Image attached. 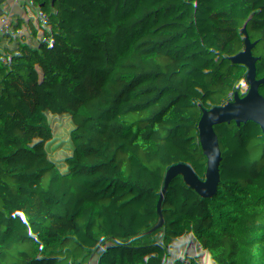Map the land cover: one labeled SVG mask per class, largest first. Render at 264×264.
I'll return each mask as SVG.
<instances>
[{
	"label": "trees",
	"instance_id": "obj_1",
	"mask_svg": "<svg viewBox=\"0 0 264 264\" xmlns=\"http://www.w3.org/2000/svg\"><path fill=\"white\" fill-rule=\"evenodd\" d=\"M160 1L143 0L127 29L115 11L95 67L80 31L49 45L51 74L40 55L23 57L17 82L0 74L13 169L0 175V264H13L9 246L30 248V264H157L161 241L204 211L189 192L203 158L216 210L230 208L219 225L233 241L247 229L251 264H264V0ZM173 262L220 264L210 253Z\"/></svg>",
	"mask_w": 264,
	"mask_h": 264
},
{
	"label": "crops",
	"instance_id": "obj_2",
	"mask_svg": "<svg viewBox=\"0 0 264 264\" xmlns=\"http://www.w3.org/2000/svg\"><path fill=\"white\" fill-rule=\"evenodd\" d=\"M112 1L0 0V74L3 73L9 57L22 55L33 42L40 41L35 34L39 20L51 21L57 18L64 23L72 24L89 13H97L106 20L107 10L112 5ZM135 6L130 12L124 11V29L133 24L132 12L145 8L143 0H135ZM40 60L44 70L51 74L50 52L43 51Z\"/></svg>",
	"mask_w": 264,
	"mask_h": 264
},
{
	"label": "water",
	"instance_id": "obj_3",
	"mask_svg": "<svg viewBox=\"0 0 264 264\" xmlns=\"http://www.w3.org/2000/svg\"><path fill=\"white\" fill-rule=\"evenodd\" d=\"M154 9L162 5L160 0H150ZM251 39L249 42L251 43ZM55 85L60 83L54 82ZM107 91L121 95L113 86H108ZM264 94V82H263ZM263 101L260 99L254 110L263 112ZM203 168V181L191 188L189 192L194 196H201L206 200L204 213L207 216L206 224L199 227L197 223L192 224L190 233L183 237L174 238L169 241H161L160 248L156 256L157 264H174L173 258L181 255L193 253L195 257L207 253L215 255L220 264H251L249 258L250 236L247 229H241L236 235L235 241L219 225V218L227 213L230 208L216 210L215 194L217 190L212 186L214 174H211L205 158L201 161ZM238 255L239 259H237Z\"/></svg>",
	"mask_w": 264,
	"mask_h": 264
},
{
	"label": "built area",
	"instance_id": "obj_4",
	"mask_svg": "<svg viewBox=\"0 0 264 264\" xmlns=\"http://www.w3.org/2000/svg\"><path fill=\"white\" fill-rule=\"evenodd\" d=\"M203 0H175L176 8L182 4L188 3L198 5ZM135 0H113L112 5L108 8V18L103 20L97 13H89L72 24L62 22L60 19H52L47 21L41 19L35 27V34L40 39L38 42H33L28 49L18 56L9 57L6 67L2 73L6 81H19L24 68L23 57L26 55H40L43 51L48 50L49 45L55 41H69L70 37L80 31L88 33V53L89 64L95 67L99 61H102L106 53V43L110 38V18L116 10L130 12L135 9ZM19 104L22 108H26L27 98L25 95L20 96ZM9 151L7 146L0 140V175L7 178H12L13 169L9 160ZM264 199V196H263ZM207 216L204 211L199 213L194 218V223L200 227L206 224ZM193 224V223H192ZM192 224L188 226L187 231L190 232Z\"/></svg>",
	"mask_w": 264,
	"mask_h": 264
},
{
	"label": "rangeland",
	"instance_id": "obj_5",
	"mask_svg": "<svg viewBox=\"0 0 264 264\" xmlns=\"http://www.w3.org/2000/svg\"><path fill=\"white\" fill-rule=\"evenodd\" d=\"M238 44L244 50L247 61L253 66L257 67L258 55L255 53V51L246 42L245 43L239 42ZM26 110H27V107L23 109V112L25 113ZM239 160L240 159H233L232 160L233 165H237ZM237 198H238V195L234 196L231 202H234ZM9 250L12 255L13 264H30L32 260L30 248H28L27 246H23V247L9 246Z\"/></svg>",
	"mask_w": 264,
	"mask_h": 264
}]
</instances>
